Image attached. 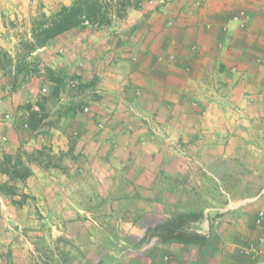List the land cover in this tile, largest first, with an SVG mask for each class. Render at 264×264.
Returning a JSON list of instances; mask_svg holds the SVG:
<instances>
[{
	"label": "crops",
	"instance_id": "1",
	"mask_svg": "<svg viewBox=\"0 0 264 264\" xmlns=\"http://www.w3.org/2000/svg\"><path fill=\"white\" fill-rule=\"evenodd\" d=\"M36 1L0 0V40L7 35L9 20L28 13ZM145 12L143 6L129 8L119 19L133 25ZM181 15L187 19L179 37L163 35L164 42L152 44L122 39L114 45L108 40L110 32L101 29L102 41L81 53L89 57L84 58L86 76H114L117 84L111 83L103 93L108 106L95 102L90 118L84 116L85 135L73 141L77 160L73 156L70 161L83 163L84 170L70 171L71 178L80 176L79 182L53 187V204L63 209L62 204L69 203L67 209L85 210L91 216L88 210L99 204L95 193L109 195L111 202L101 207L110 209L102 211V217L91 216L90 222L121 229L107 231L105 242L94 235L83 245L72 239L80 249L74 247L69 264H264V219L259 221L264 213V170H254L244 158L253 141H264V0H206L203 8L185 9ZM158 16L152 13L150 21ZM19 77L15 90L0 80V119L8 112L12 120L18 105L36 98L37 79L25 82L22 74ZM53 118L45 131L25 123L13 132L10 120H1L2 148L14 152L23 142L67 152L70 133L81 117L78 113ZM128 126L134 134L131 141H122ZM5 128L10 129L7 140L2 139ZM189 129L212 141H175L188 140ZM228 130L229 136H224ZM163 131L165 141L159 136ZM143 132L145 141H139ZM104 135L115 141H102ZM190 145L196 147L195 160L202 163L195 192L200 203L195 206L187 203L189 188L169 184L184 175ZM162 151L172 157L164 172L157 168ZM216 159H234L245 173L261 175L259 190L236 196L235 185L222 179L228 169L209 164ZM51 169H40V179L56 183L64 176ZM228 175L238 178L235 172ZM138 193L145 198L135 203ZM125 200L132 204L123 211ZM192 212L202 220L196 221V228L175 231L174 236L160 228Z\"/></svg>",
	"mask_w": 264,
	"mask_h": 264
},
{
	"label": "rangeland",
	"instance_id": "2",
	"mask_svg": "<svg viewBox=\"0 0 264 264\" xmlns=\"http://www.w3.org/2000/svg\"><path fill=\"white\" fill-rule=\"evenodd\" d=\"M72 1L37 0L28 13L9 20L7 35L3 40H0V48L8 50L14 58L11 67L0 71V80H4L9 89L15 90L20 84V74L23 75L22 80L25 82L32 78L37 79L36 98L32 102H24L18 105L12 120L11 113L5 112L4 118L0 119L1 122L7 123L10 120L11 131L13 130V132L20 130L25 123L33 129L38 128L40 131H45L50 129L49 126L54 123L53 117L56 115L74 117L79 113L81 117L80 120L77 119L76 128L72 129L74 132L70 133L69 141H67L70 147L67 152L54 150L48 145L35 148L27 146L23 142L14 152H8L0 144V166L1 162L4 161V153H8L14 156L12 164H16L20 160L24 165L31 168V175L25 182L20 179H11L7 174L1 172L0 168V264H69L70 260L74 259V247L78 251L80 249L71 241L72 239L83 245L88 241L90 235H94L97 239L105 242L107 231L121 229V227L110 225L102 228L90 222L91 216L102 217V214H104L102 211L110 209L106 206L101 207L102 203L109 200V195L102 196L95 193L94 196H96L99 204H97L98 209L88 210L91 216L87 215L85 210L67 209L66 206L69 203L62 204L63 209L58 208L57 203L53 204V187L58 182L66 187L74 183V180L79 182L80 176L71 174L73 176L71 178L69 176L70 171L81 173V170H84L83 163L70 164L73 156L75 157L73 141H79L78 137L85 135L84 118H90L89 115L93 111V107L97 105L95 102L102 103L101 106L98 105L99 107L108 106L105 104L107 100L103 101V93L109 91L111 83L117 84L114 76H112L113 79L109 80H103L97 74L86 76L84 58L88 60L89 57L88 54L84 56L81 53L85 51V48L94 47L102 41L104 32H101V29L110 32L108 40L114 45L122 43V39H135L152 44L160 42V40L164 42L163 35L170 37L175 33V36L179 37L181 35L180 28L183 26L182 22L187 19H182L181 12L185 9L196 12L203 8L206 2V0H145L142 6L146 9V12L133 25L125 24L121 19L115 18L111 25L102 28L93 26L73 28L66 31V34L59 38L57 36L50 39L45 45L30 53V56L24 58V54H28L25 53L28 41H32L33 21L40 17L42 13L48 16L52 15L61 6L69 5ZM152 13L159 15L154 21H150ZM122 27L124 28L122 29ZM154 28H157V30ZM172 28H176L175 32H172ZM86 43L92 46H85ZM96 48H99V45ZM76 59L78 64L75 63ZM113 59L115 62L117 61L115 56ZM51 62H55V66ZM19 69H23V71H19ZM83 69L84 73L82 72ZM56 119L58 121V117ZM143 119L147 121L146 118ZM97 126L99 127L100 123ZM139 128L143 131L142 125L139 124ZM134 130L133 127L128 126L125 131H122L121 140L131 141L130 138L134 134ZM4 132L6 133L2 139L7 140L11 136L10 129L5 128ZM13 132L12 136H14ZM229 133L228 130L223 135L228 137ZM144 134V132L141 133L142 136L139 141H145ZM159 136L165 141L164 131ZM187 137L188 140H180L179 138L175 141H212L206 140V137L202 138L199 132L192 129L188 130ZM102 141H115V139L112 136L104 135ZM253 144L252 150L244 158L247 159L254 170L263 171L264 152L262 150H264V141H253ZM162 148L165 150L167 147ZM195 149L194 145H190L188 148L187 154L190 158H187L182 166L184 175L169 182V184L189 188L192 194L189 195L187 203L194 206L200 203L198 201L200 196L197 199L195 192L197 173L202 170V163L197 162L195 155H192ZM158 155V171L164 172L172 157L164 151ZM16 157H18L17 160ZM75 160H77V157H75ZM209 164L211 166L213 164V168L220 166L228 169L227 175L222 179L228 182L229 185H235L236 196H240L246 191L255 193L263 182L261 175L251 176L245 173L244 171L247 169L244 170V167L239 162H235L234 159H216L214 162L211 160ZM43 168H55L64 176L57 178L56 183L53 180L40 179V169ZM229 172L231 174L235 172L238 178H234L232 175L228 177ZM93 180L96 181V178ZM162 183L165 184L163 179ZM134 198L133 201L136 200L135 203H138L142 202L138 199L142 200L145 197L138 193L134 195ZM127 200H129V197ZM127 200L123 202L120 210L124 211L125 208L130 207L129 205L132 202ZM123 215H126V213H123ZM190 215H193V212L177 216L171 227L178 228L181 231L184 230L181 226L189 223L187 218H190ZM53 219H56L59 224H55L57 222H53ZM75 219L79 222L74 224ZM71 252H73L72 256L70 255Z\"/></svg>",
	"mask_w": 264,
	"mask_h": 264
},
{
	"label": "trees",
	"instance_id": "3",
	"mask_svg": "<svg viewBox=\"0 0 264 264\" xmlns=\"http://www.w3.org/2000/svg\"><path fill=\"white\" fill-rule=\"evenodd\" d=\"M145 0H73L69 5H63L52 15L48 16L42 13L40 17L33 21L32 41H28L27 51L24 58L30 56L36 48L41 47L50 39L73 29L86 26L102 28L111 25L115 18H123L129 8L140 9ZM14 58L9 54L8 50L0 48V71L12 66ZM26 60V59H25ZM23 71V69H19ZM4 161L1 162V172L7 174L11 179H20L23 182L31 175V168L24 165L22 161L12 164L14 156L4 153ZM18 157H16V160ZM21 166V167H19ZM188 217V215H186ZM191 216V217H190ZM192 219L185 226L186 228H196V221H200L196 214L190 215ZM202 222V220H201ZM174 224V222L172 223ZM172 224L165 223L160 228L166 232L168 236H174L175 231L182 232L178 228L171 227ZM177 239H182L178 237Z\"/></svg>",
	"mask_w": 264,
	"mask_h": 264
},
{
	"label": "built area",
	"instance_id": "4",
	"mask_svg": "<svg viewBox=\"0 0 264 264\" xmlns=\"http://www.w3.org/2000/svg\"><path fill=\"white\" fill-rule=\"evenodd\" d=\"M263 219H264V213H261L260 216H259V221H261Z\"/></svg>",
	"mask_w": 264,
	"mask_h": 264
}]
</instances>
